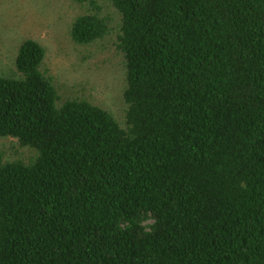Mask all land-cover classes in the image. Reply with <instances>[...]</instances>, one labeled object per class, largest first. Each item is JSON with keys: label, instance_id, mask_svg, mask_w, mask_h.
<instances>
[{"label": "trees", "instance_id": "16d2710c", "mask_svg": "<svg viewBox=\"0 0 264 264\" xmlns=\"http://www.w3.org/2000/svg\"><path fill=\"white\" fill-rule=\"evenodd\" d=\"M114 38L124 124L61 102L46 49L0 71V264H264V0H75Z\"/></svg>", "mask_w": 264, "mask_h": 264}, {"label": "rangeland", "instance_id": "374dc122", "mask_svg": "<svg viewBox=\"0 0 264 264\" xmlns=\"http://www.w3.org/2000/svg\"><path fill=\"white\" fill-rule=\"evenodd\" d=\"M112 12L108 0H98ZM84 6L75 0H0V71L13 74L22 41L34 39L45 49V70L54 76L61 102L80 97L110 111L121 124L127 106L123 57L114 38L92 46L75 45L70 28ZM8 161H28L35 152L14 139H1Z\"/></svg>", "mask_w": 264, "mask_h": 264}]
</instances>
